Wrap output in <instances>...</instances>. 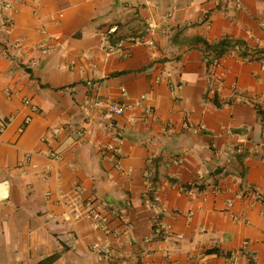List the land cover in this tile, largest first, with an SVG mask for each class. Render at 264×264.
Wrapping results in <instances>:
<instances>
[{
    "label": "crops",
    "instance_id": "0c3cea01",
    "mask_svg": "<svg viewBox=\"0 0 264 264\" xmlns=\"http://www.w3.org/2000/svg\"><path fill=\"white\" fill-rule=\"evenodd\" d=\"M226 36L264 48V0H0V264H264V56Z\"/></svg>",
    "mask_w": 264,
    "mask_h": 264
},
{
    "label": "built area",
    "instance_id": "2783aa9c",
    "mask_svg": "<svg viewBox=\"0 0 264 264\" xmlns=\"http://www.w3.org/2000/svg\"><path fill=\"white\" fill-rule=\"evenodd\" d=\"M118 27L114 26L113 28H111L110 32L108 33V35H106V50L108 51H114L115 49L118 48H122L124 47V45H127V43H130L132 40L128 39L126 41H120L116 44L112 43L111 41H109V34L113 33L115 31H117ZM141 38H137L136 41L140 40ZM148 46L150 47V49L155 50L157 49V44L155 43L154 40H149L148 41ZM219 62L218 60H214L212 62V64L216 65ZM232 89L234 90V92L238 91V86L236 84H234L232 86ZM122 93L124 95L127 94V90L126 88H122ZM248 102L255 108V110L261 115V119L264 122V93L261 94L260 96H253L250 97L248 99ZM25 103H29V99H25ZM94 105L96 107L99 108H105L107 109L108 113L115 117V116H121L124 115V113L126 112L127 106L126 104L121 100V101H112V100H105V99H97L94 101ZM150 111V109H149ZM32 120L31 116H28L25 119V124L29 123ZM209 128L206 124H201L200 126L195 128V132H200V131H208ZM1 131V129H0ZM77 133L80 136L84 135V131L82 129L78 130L76 129ZM242 147L239 145L236 146H232L229 149L226 150V155L230 156V157H235L236 155L240 154L242 152ZM101 154L108 158V160H110L116 168L120 167V161H119V147L117 144L114 143H110V144H106L101 148ZM58 157V156H57ZM154 177V173H150L148 174V178L149 179H153ZM198 183L195 182L193 184L190 185V192L194 191L197 187H198ZM158 200V195L156 194L153 200V203H156V201ZM88 217L94 218V219H98L100 220V225L102 227H105V224L102 222V220L100 219V213L96 210H92L91 212L87 213ZM82 217V212L80 211H76L75 213H73L72 215V219L73 220H79ZM154 229L157 231L158 234H162L163 235V229H162V224H161V218L160 216H156L155 220H154ZM96 249L99 247V245H95L94 246Z\"/></svg>",
    "mask_w": 264,
    "mask_h": 264
},
{
    "label": "trees",
    "instance_id": "16d2710c",
    "mask_svg": "<svg viewBox=\"0 0 264 264\" xmlns=\"http://www.w3.org/2000/svg\"><path fill=\"white\" fill-rule=\"evenodd\" d=\"M118 30V29H117ZM110 40L112 43L116 44L120 41H126L128 39H131L132 41H136L137 38L143 37V35L139 36H122L118 33V31H115L113 33L109 34ZM196 42H201L203 45L204 53H205V59L207 61V64L210 65L212 62L216 59H220L223 55H225L227 52L231 50H235L238 48L240 50L241 56L244 58L251 59H259L264 56V48L256 47L251 52L249 50L250 46L245 40L238 39V38H232L229 36L223 37L220 40L216 42H210L205 38L202 37H196ZM125 46V45H124ZM190 188V185L187 186ZM208 253H217L221 254L222 251L219 248H213L207 251Z\"/></svg>",
    "mask_w": 264,
    "mask_h": 264
}]
</instances>
